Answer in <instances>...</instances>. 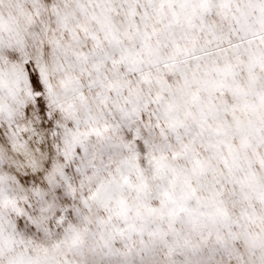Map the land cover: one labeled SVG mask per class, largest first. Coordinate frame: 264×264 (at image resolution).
<instances>
[{"label": "snow or ice", "instance_id": "obj_1", "mask_svg": "<svg viewBox=\"0 0 264 264\" xmlns=\"http://www.w3.org/2000/svg\"><path fill=\"white\" fill-rule=\"evenodd\" d=\"M0 264H264V0H0Z\"/></svg>", "mask_w": 264, "mask_h": 264}]
</instances>
